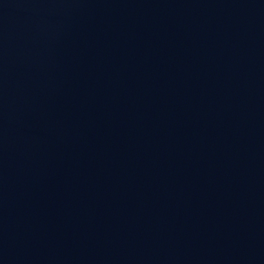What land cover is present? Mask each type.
Wrapping results in <instances>:
<instances>
[{
    "label": "water",
    "instance_id": "water-1",
    "mask_svg": "<svg viewBox=\"0 0 264 264\" xmlns=\"http://www.w3.org/2000/svg\"><path fill=\"white\" fill-rule=\"evenodd\" d=\"M0 264H264V0H0Z\"/></svg>",
    "mask_w": 264,
    "mask_h": 264
}]
</instances>
